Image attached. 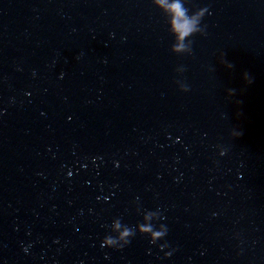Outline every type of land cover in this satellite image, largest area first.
<instances>
[{"label":"water","instance_id":"95a60500","mask_svg":"<svg viewBox=\"0 0 264 264\" xmlns=\"http://www.w3.org/2000/svg\"><path fill=\"white\" fill-rule=\"evenodd\" d=\"M186 6L177 55L151 0H0V264H264V0ZM147 210L170 257L100 246Z\"/></svg>","mask_w":264,"mask_h":264},{"label":"clouds","instance_id":"9594fccd","mask_svg":"<svg viewBox=\"0 0 264 264\" xmlns=\"http://www.w3.org/2000/svg\"><path fill=\"white\" fill-rule=\"evenodd\" d=\"M151 2L152 5L159 9L167 18L168 31L174 40L170 51L177 55H191V38L197 34L201 36L206 35V25H203L201 22L205 13L208 11L207 7H199L197 10L190 13L186 6V0H151ZM220 63L223 64L226 69H231L233 67L231 63H227L224 60L223 54H221ZM175 71L177 73H183L185 68L179 66ZM242 78L245 81L249 80L247 73H244ZM176 84L181 92L189 91V86L183 80H177ZM226 94L228 96L233 95V90H226ZM230 135L232 137H238L240 133L237 130H232ZM224 154L225 150L221 148L219 150V155L223 156ZM156 215L157 212L152 210L145 211L143 222L135 228L122 225L119 220L113 221L111 225L106 226L108 228V234L100 241V246L102 248L106 247L114 250H122L129 244L131 238L136 233H139L146 235L149 244L156 246L159 251L163 252L162 259H167L173 254L175 249L166 250L169 249L167 242L157 243L158 241H164L168 228L164 223H151V220Z\"/></svg>","mask_w":264,"mask_h":264}]
</instances>
